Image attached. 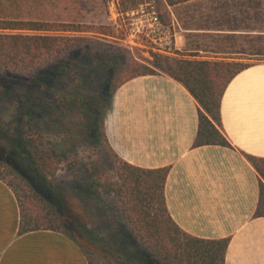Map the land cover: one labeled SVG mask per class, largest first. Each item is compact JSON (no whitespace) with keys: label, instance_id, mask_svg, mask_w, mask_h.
Segmentation results:
<instances>
[{"label":"crops","instance_id":"crops-1","mask_svg":"<svg viewBox=\"0 0 264 264\" xmlns=\"http://www.w3.org/2000/svg\"><path fill=\"white\" fill-rule=\"evenodd\" d=\"M166 8L172 50L252 61L229 81L221 99L232 148L193 147L197 102L163 74L136 76L116 88L104 115L107 142L132 165L169 167V215L192 236L228 237L225 264H264V216L253 217L258 174L244 155L264 157V61H253L264 53V0H186ZM19 219L17 199L0 180V264H88L69 236L45 229L19 234Z\"/></svg>","mask_w":264,"mask_h":264},{"label":"trees","instance_id":"trees-1","mask_svg":"<svg viewBox=\"0 0 264 264\" xmlns=\"http://www.w3.org/2000/svg\"><path fill=\"white\" fill-rule=\"evenodd\" d=\"M38 1L0 0V69L16 72L40 67L48 59L77 45L82 38L78 33L92 31L90 25L34 16V2ZM146 1L118 0L117 5L122 6L120 11H132ZM183 1L186 0H156L159 17L165 25H168L166 6ZM172 53L154 51L150 52V59L132 60L125 68L124 77L111 86L105 96L106 101L91 111L85 132H88L94 147L102 145L105 167L111 168L113 174L106 178H85L77 193H83V188L99 190L103 196L114 199L119 216L129 225L132 237L143 250L137 258L142 264H225L228 237L205 239L192 236L169 215L164 196L169 167L132 165L114 152L105 136L104 115L116 88L136 76L163 74L181 83L197 102L198 125L193 147L215 144L232 148L221 122V99L229 81L251 64L234 59L196 58L194 56L198 54L185 55L174 50ZM100 106L103 112L99 118L97 111ZM18 141L15 146L17 152L25 154L28 167L38 177L30 180L25 171L0 161V180L11 188L19 205L18 233L45 229L59 231L72 238L58 216L59 204L64 208V200L55 192L49 194L42 190L43 181L54 179L57 165L62 161L61 154L47 150L41 133L32 128L24 130ZM244 155L258 174L259 197L253 217H261L264 216V157ZM97 168L87 166L91 173ZM78 229L91 233L85 224H80ZM79 246L88 264L112 263L109 259L101 261L100 257Z\"/></svg>","mask_w":264,"mask_h":264},{"label":"rangeland","instance_id":"rangeland-1","mask_svg":"<svg viewBox=\"0 0 264 264\" xmlns=\"http://www.w3.org/2000/svg\"><path fill=\"white\" fill-rule=\"evenodd\" d=\"M117 1L34 2V16L90 25L92 31L78 33L82 38L77 45L40 67L16 72L0 69V161L25 171L30 180L38 179L28 167L25 154L17 152L15 146L27 128L40 132L44 147L62 157L54 179L46 183L41 180L43 191L55 192L64 200V208L59 204L58 212L64 229L101 261L142 264L137 258L143 250L119 216L114 199L99 190L83 188V193H77L85 178L113 174L111 168L105 167L102 145L94 147L85 132L91 111L106 101L111 86L124 77L132 60L150 59V52H154L146 43L139 44L140 37L131 39L130 11H120L122 6ZM257 55L253 61H264V53ZM194 57L201 58V54ZM242 57L236 55L234 60L252 62ZM97 112L100 118L103 108L100 106ZM90 165L98 167L94 173L87 169ZM80 224L90 228L91 233L77 230Z\"/></svg>","mask_w":264,"mask_h":264},{"label":"built area","instance_id":"built-area-1","mask_svg":"<svg viewBox=\"0 0 264 264\" xmlns=\"http://www.w3.org/2000/svg\"><path fill=\"white\" fill-rule=\"evenodd\" d=\"M131 28L129 36L131 39L141 38L139 44L146 43L152 51L172 53L171 31L160 17L156 7V0H147L139 8L130 11Z\"/></svg>","mask_w":264,"mask_h":264}]
</instances>
